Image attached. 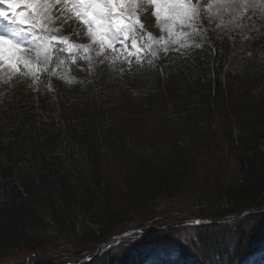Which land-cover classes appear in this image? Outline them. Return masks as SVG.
Segmentation results:
<instances>
[{
  "label": "trees",
  "instance_id": "1",
  "mask_svg": "<svg viewBox=\"0 0 264 264\" xmlns=\"http://www.w3.org/2000/svg\"><path fill=\"white\" fill-rule=\"evenodd\" d=\"M188 32L187 47L157 57L142 51L91 71L67 62L59 72L16 73L4 87L0 257L51 247L27 264L84 258L114 235L155 227L169 200L186 208L179 220L264 207V33H252L230 67L239 36L210 28L203 10ZM57 78L79 94L72 111L40 114L36 100L49 99ZM181 196L196 207L173 201ZM195 229L173 255L149 260L152 234L89 264H252L264 251V213Z\"/></svg>",
  "mask_w": 264,
  "mask_h": 264
},
{
  "label": "rangeland",
  "instance_id": "2",
  "mask_svg": "<svg viewBox=\"0 0 264 264\" xmlns=\"http://www.w3.org/2000/svg\"><path fill=\"white\" fill-rule=\"evenodd\" d=\"M186 2L188 7L195 8L198 13L200 10H203L208 18L210 28H213L220 35H226L230 38L239 36L241 38L233 48L229 60L230 67H235L242 61L243 56L249 48L251 34L264 33V0H186ZM153 7L154 5L151 4L149 0H126L125 6L121 9V18L125 20L126 24L132 26L128 29L127 42H117L111 46L106 43L101 46L98 40L93 39L89 32V26L82 24L80 19L74 14L76 10L70 2H67V0H36V2L32 4L30 20L39 27V34L47 39L41 47L24 49L21 51V57L25 60H29V64L27 67L21 64L20 71H25L29 74H39L54 66L53 71L59 72V69H63L67 62H70L75 68H79L80 70L91 71L92 68L101 64L104 60L114 62L115 64L119 63V61L115 60L123 62L127 53L134 52L137 49L149 55L155 52V57H157L165 51V48L169 49L173 47L176 49H183L187 47L190 44L188 29L194 26L195 20L183 29L178 25L174 26L171 29L170 35L169 25L172 23L171 20H166L162 13L158 21L149 10ZM0 9L9 11L4 3H0ZM22 10L28 11L25 6L17 11L19 12ZM10 19L11 17L7 20L0 18V34H4L7 28L13 27V25L10 24ZM93 30H95L94 26ZM33 34L35 35L36 32L34 31ZM22 35L25 43H28V34L25 32ZM52 37L60 40H67V43L60 44L64 46L67 56L63 55L61 58H57V56L60 55H57V49L54 48L55 44L51 41ZM161 37H163V39H161ZM133 41L136 42V48L132 47ZM69 45H78L80 46V50H69ZM69 51H71V54H69ZM46 54L50 56L47 62L44 61ZM64 72L62 73V77H64ZM120 72L123 71L120 69L118 74ZM15 75V70L9 68L7 65L0 67V94L4 87L10 84ZM120 78L123 83L127 82L125 75L122 74ZM63 81L64 80L61 81L60 78H57L56 81H52L51 79L49 99L45 101L36 100V109L40 114H55L57 111L66 114L71 113V104L79 94L73 90L72 87L67 90L61 89L59 87L60 83L58 84V82ZM190 181V188L193 189L198 179L193 177ZM187 194H189V192H187ZM185 195L186 194H184V197ZM181 197L184 198L183 196ZM182 198L181 200L180 198H176L173 199V201H178L181 206H187L189 209L196 207L195 202L190 198ZM170 202H172V200L165 202V205H167L166 209L164 207V210L159 213L158 217L152 219L153 224L156 222L154 224L155 227L152 226L149 227V229L182 221L179 219H181L184 212H186L184 210L186 208L174 207L175 209H171L168 204ZM158 220L159 222L157 223ZM195 228L197 227H172L155 233L158 235L157 238H155L153 242L147 244L146 247L148 249L149 260H155L177 253L182 243L192 239V236L195 234ZM140 230L146 231L148 229ZM126 232H128V230L122 233ZM149 236L136 242H140ZM136 242L124 241L115 246L118 247L122 243ZM95 250L96 248L90 255H93ZM107 250L104 251L102 255L107 252ZM50 251L51 247L33 252L38 256H42ZM33 252L23 250L14 251L8 254V256L0 257V264H27L31 256L35 255ZM251 262L252 264H264V251L255 255L251 259L250 263Z\"/></svg>",
  "mask_w": 264,
  "mask_h": 264
},
{
  "label": "snow or ice",
  "instance_id": "3",
  "mask_svg": "<svg viewBox=\"0 0 264 264\" xmlns=\"http://www.w3.org/2000/svg\"><path fill=\"white\" fill-rule=\"evenodd\" d=\"M36 0H0V3H4L8 6L9 11L0 9V18L10 19V24L13 27L7 28L4 34H0V67L7 65L17 73L16 78L20 79L21 76L27 77L28 73H20V65L23 64L27 67L29 60H25L21 57L20 53L24 49L38 48L43 45L46 37H42L39 32L40 29L31 20L32 4ZM73 5L76 10L75 15L80 19L81 23L89 26V32L94 40L103 46L108 44L111 46L117 42L126 43L128 39V29L132 27L125 23L122 19L121 9L125 6L126 0H67ZM154 5L149 9L152 14L160 20L163 13L166 20H171L169 25V34L171 35V29L174 26H179L181 29L191 24L198 12L195 8L188 7L186 0H149ZM20 6H25L28 11H17ZM93 26L95 30H93ZM36 32L34 35L33 32ZM28 34V43H25L23 33ZM52 40H56L57 43L65 44L67 40H57L52 37ZM163 39V37H161ZM174 42V41H173ZM132 47L136 48V42L133 41ZM195 47H202L201 44H196ZM80 50L78 45H69V50ZM167 51V48H165ZM71 54V51H69ZM142 51L137 49L134 52L127 53L126 58L131 59L135 56L142 55ZM153 57L156 56L155 52H152ZM50 59L49 55H45L44 61L47 62ZM198 222V221H197ZM130 239L137 237L139 232L125 233Z\"/></svg>",
  "mask_w": 264,
  "mask_h": 264
},
{
  "label": "water",
  "instance_id": "4",
  "mask_svg": "<svg viewBox=\"0 0 264 264\" xmlns=\"http://www.w3.org/2000/svg\"><path fill=\"white\" fill-rule=\"evenodd\" d=\"M258 213H264V207L242 210L240 212L232 213L222 218L213 219V220L187 219V220H182L180 222L171 223L169 225H163L157 228H151L146 231H142L140 229L130 230L126 233H133V232L138 231L139 235L137 237H132L131 239L127 237L125 233L114 235L108 238L106 241L100 242L97 245L94 254L89 257L79 258L76 260H63L60 262L49 263V264H89V263L96 261L102 255V253L106 251L108 248L115 246L120 242H124V241L136 242L149 235L164 231L172 227H188V226L198 227V226L218 225V224H224V223L230 222L232 220L240 219L250 214H258Z\"/></svg>",
  "mask_w": 264,
  "mask_h": 264
}]
</instances>
